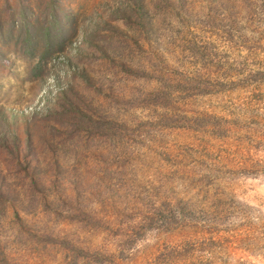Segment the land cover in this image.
Listing matches in <instances>:
<instances>
[{"label":"rangeland","instance_id":"1","mask_svg":"<svg viewBox=\"0 0 264 264\" xmlns=\"http://www.w3.org/2000/svg\"><path fill=\"white\" fill-rule=\"evenodd\" d=\"M56 1L36 78L0 0V264H264V0Z\"/></svg>","mask_w":264,"mask_h":264},{"label":"trees","instance_id":"2","mask_svg":"<svg viewBox=\"0 0 264 264\" xmlns=\"http://www.w3.org/2000/svg\"><path fill=\"white\" fill-rule=\"evenodd\" d=\"M49 8H51V11H52L51 21L49 22V25L45 27V30L43 31V39L45 40L46 47H45V50H43L39 59L36 60L32 64L31 68L29 69L28 75L30 77L37 78L43 74L42 62L44 60V56L47 54L50 46L52 45L53 37H55L56 35H58L61 38L64 37L66 32H68L71 29V26L73 24L72 16L71 15L69 16L62 6L59 7L57 5L56 0H49ZM20 15L22 16L23 19H25L23 24L21 23V27H23V29L25 30L23 47L26 49V53L28 51L30 55L29 56L27 54L28 58L33 59L32 53L30 50V45L34 41L33 38H35V36L33 35V31H32V24H30L29 20H27V18L25 17L24 10H21ZM4 55L5 54L2 51H0V61L1 62L7 61V58H5Z\"/></svg>","mask_w":264,"mask_h":264}]
</instances>
